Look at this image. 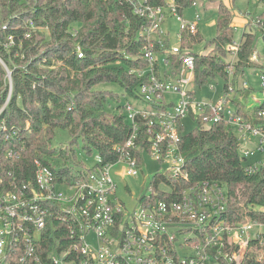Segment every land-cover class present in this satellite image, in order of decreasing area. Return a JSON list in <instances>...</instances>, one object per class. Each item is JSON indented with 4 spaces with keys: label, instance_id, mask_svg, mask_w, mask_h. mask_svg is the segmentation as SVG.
I'll return each mask as SVG.
<instances>
[{
    "label": "built area",
    "instance_id": "obj_1",
    "mask_svg": "<svg viewBox=\"0 0 264 264\" xmlns=\"http://www.w3.org/2000/svg\"><path fill=\"white\" fill-rule=\"evenodd\" d=\"M124 1L133 5L137 15L146 18L141 35L150 41L144 52L148 68L131 69L129 73L143 76L150 72V82L139 89L147 108L134 111L132 105L128 106L134 128L119 148L122 155L117 162L127 163L126 173L130 176L139 174L147 157L161 163L162 169L153 177L150 194L140 198V210L128 215L125 204L116 197V183L110 171L115 163L103 164L100 155L94 168L83 164L68 169L67 174L36 160L34 176L26 181L9 170L6 177L0 176V264H264V222L235 219L225 186L212 181H190L179 132V124L185 118H193L203 128L224 123L236 134L246 159L255 151L259 155L246 163V172L254 174L264 166V61L259 59L257 47L251 57L253 65L247 70L255 68L261 73L260 90L243 80L247 70L238 90L261 93V98L254 97L263 107L258 111L262 120L259 122L238 114L234 104L237 93L231 79L241 42L228 46L234 58L227 67L230 80L222 96L216 102L200 101L195 91L188 88L193 80L194 57L181 54L180 44L183 30L197 32L202 18L199 10L187 18L174 0L157 6L148 0ZM197 6L195 2L193 7ZM167 16L180 22L179 42L169 50L180 54L182 61L175 79H160L154 72L157 60L164 68L167 66L168 51H156L157 43L162 45L168 40L162 37L168 34L163 28ZM78 56H83L80 48ZM238 96L244 101L241 92ZM162 104L170 106L160 108ZM244 105L247 112L253 111ZM137 115L153 116L147 123V147L138 143ZM0 139L8 143L5 159L11 163L20 160L24 148L18 146L20 140L23 142L19 130L9 129L2 122ZM136 149L141 150L142 161L133 152ZM254 209L264 214V206ZM177 234L189 235L184 244L178 242ZM49 238L53 241L49 242Z\"/></svg>",
    "mask_w": 264,
    "mask_h": 264
},
{
    "label": "trees",
    "instance_id": "obj_2",
    "mask_svg": "<svg viewBox=\"0 0 264 264\" xmlns=\"http://www.w3.org/2000/svg\"><path fill=\"white\" fill-rule=\"evenodd\" d=\"M174 1L184 14L195 2L205 0ZM259 2L264 4V0ZM148 3L157 6L169 2ZM261 23L264 24V11L255 23H248L252 31L241 37L235 76L231 79L237 93V113L248 119L253 117L256 122L262 121L258 111L263 107L247 112L238 94L241 92L245 100L251 92L238 90V85L253 65L251 57L257 44L253 30L260 31L264 38ZM146 24V18L137 15L133 5L124 0H0V124L5 122L9 129H18L24 142L18 143L24 148L21 159L11 163L4 157L8 143L0 139V176L6 177L9 170H14L19 180L32 179L36 160L58 168L61 174L83 165L74 162L73 167L62 168L53 164L52 141L57 130H68L72 137L70 148L61 151L66 162L77 161L74 148L79 140L87 153L96 150L103 164L118 161L122 155L119 148L131 136L134 123L119 93L103 86L119 85L127 97L143 101L139 89L150 82V72L140 76L129 70L149 66L144 52L150 41L141 35ZM234 30L233 13L220 0L217 34L206 46V52H194L195 45L203 40L200 28L195 34L183 30L181 54L194 57L193 79L197 84L204 85L210 78L221 76L227 88V67L232 55L228 46L234 42ZM171 47L169 39L156 44L158 53L168 51L167 66L164 68L160 60L154 66L160 79H175L181 70L180 54L171 53ZM78 48L82 57L78 56ZM166 106L170 105L159 107ZM152 117H136L138 143L143 147L148 145L147 123ZM179 132L190 181H212L225 186L235 219L264 222V214L254 209L264 206V166L254 174L246 172L249 159L241 153L234 131L224 123L203 128L197 122V127L186 133L180 122ZM133 152L142 161L141 150Z\"/></svg>",
    "mask_w": 264,
    "mask_h": 264
},
{
    "label": "rangeland",
    "instance_id": "obj_3",
    "mask_svg": "<svg viewBox=\"0 0 264 264\" xmlns=\"http://www.w3.org/2000/svg\"><path fill=\"white\" fill-rule=\"evenodd\" d=\"M171 0H168L170 2ZM222 3L230 7L233 13V24L236 26L234 30V41L240 43L241 37L244 32H250L252 30L248 23H254L255 18L264 11V4L260 3L259 0H220ZM195 9L201 13L200 31L203 36V40L197 43L194 47V52L204 53L208 49L207 45L211 43L213 38L217 34V21L219 17V0L217 2L200 1L196 8L192 7L185 11V17L189 18L195 12ZM163 28L166 33L162 37L169 39L171 44H177L179 42L178 33L180 31V22L174 16H167L163 23ZM254 33L257 35V51L260 53L264 61V38L260 31ZM234 57L231 55L230 59ZM192 73L189 75L191 76ZM260 72L255 68L247 70L246 77L243 78L245 81H249L256 90L259 89V76ZM225 79L221 76L210 78L208 83L204 85L197 84L194 79L189 84L188 88L195 91L197 98L200 101H218L222 96L224 90ZM111 88L115 92L119 93L121 102L127 107L133 106V110H144L147 108V104L137 98L127 97L125 91L119 85L103 86ZM213 87V89H212ZM254 97L261 98V93L258 91L251 90L250 95L243 101L247 106H251V110L260 107L261 103L255 101ZM172 99L177 100V97L173 96ZM129 112V111H128ZM185 132L189 133L197 127V122L193 118H185L183 120ZM70 133L68 130H57L55 132L54 140L52 141V148L54 149V155L51 156V161L57 166H74V162H80L85 164L88 168H94L98 164V152L93 150L91 153L83 148L84 144L82 140H79V144L74 148V154L77 161L66 162V157L61 155V151H66L71 145ZM259 155L255 151L249 161L258 158ZM127 163L120 161L112 165L110 171L116 183V197L125 204L126 214L133 213L135 210H140L141 203L140 198L146 194H150L149 188L152 185L153 177L162 169L161 163L153 158H145L140 165V172L137 176H130L126 173ZM61 190H68L66 187H60ZM264 232V228H263ZM188 234H177L178 242L184 244ZM181 250V249H180ZM190 253L186 250L181 252Z\"/></svg>",
    "mask_w": 264,
    "mask_h": 264
},
{
    "label": "crops",
    "instance_id": "obj_4",
    "mask_svg": "<svg viewBox=\"0 0 264 264\" xmlns=\"http://www.w3.org/2000/svg\"><path fill=\"white\" fill-rule=\"evenodd\" d=\"M189 17H192V15H190Z\"/></svg>",
    "mask_w": 264,
    "mask_h": 264
}]
</instances>
